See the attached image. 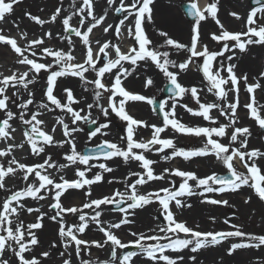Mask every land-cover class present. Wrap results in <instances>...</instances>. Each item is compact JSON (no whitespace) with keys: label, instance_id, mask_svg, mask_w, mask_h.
Segmentation results:
<instances>
[{"label":"snow or ice","instance_id":"obj_1","mask_svg":"<svg viewBox=\"0 0 264 264\" xmlns=\"http://www.w3.org/2000/svg\"><path fill=\"white\" fill-rule=\"evenodd\" d=\"M20 2L21 0H0V20H3L6 14H11L14 10L13 6ZM217 3L218 0L209 4L205 10H201L194 0L188 3L186 14L194 21L191 27L190 46L174 40L164 31H159V36L164 38L163 43L159 46L150 47L153 42L146 35L143 25L145 21L152 22V5L154 4V0H130L128 3H126V0H119V6H116V0H107L108 6L112 7L115 13L124 15L118 24L115 26L109 24L103 31L107 33L109 29L114 27L116 34L119 36L122 35L121 26H124L127 29V35L132 37L138 45V47H130L127 52H122L119 46L111 42L101 43L100 41H97L98 50L93 49L90 34L105 19L104 15L97 17L94 14L93 0H81L79 5L76 4V0H73L75 11L62 20L64 35L60 38L67 41V50L45 47L43 37L32 39L25 46L21 47L16 39L0 35V43L10 45L18 57L17 63L26 68L25 71H13L11 75L0 78V112L4 114V118L0 119V140L7 141L14 138L12 134L16 132V129L12 127L11 121L18 119L26 126L23 136L25 142L30 146L32 154L39 156L45 151L46 145H55L61 148L65 145L69 146V152L64 156V159L68 162L67 164L57 166L52 162L51 156H49L43 163L31 166L18 162L14 157L7 161L8 167L6 169L0 165V189L7 190L5 177H15L18 172L23 173L22 178L25 182L29 181L30 176H34L31 183H26L23 189L12 192L0 202V257H3L5 251L11 249L19 264H41L39 259L25 258V253L31 251L30 245L38 244V239L32 230L42 227L41 221L47 214L40 212L39 208H28L27 211L29 213L36 211L40 212V215L37 217L36 222L25 226L22 221H19L18 210H23L24 208V205L21 203L24 197H31L36 200L45 199L44 195H38L42 190L49 193V198L53 201L49 205V208L54 211V215L50 219L60 225L58 234L65 250L74 245L75 253L79 256L82 251L81 246L90 245L89 242L79 239L78 234H83L90 224H95L98 230L103 233L105 239L102 243L92 241L91 244L97 248H103L105 245H110L111 247V258L106 264H114L117 261L118 264H134L133 257L140 255L144 256L151 264H183L185 258L182 255L172 257L167 253H179L185 249H190L192 253H197L202 248L220 244L222 240L229 237L241 238L244 241L232 244L228 250L229 255L236 249L264 246V235L245 233L236 225H230L234 230L226 232H201L195 230L188 227L186 222L177 221L170 209V204L173 201L177 208L190 207V205H184L180 198L192 195L204 197L202 202L227 205V200L210 199L205 194L236 191L242 186H249L254 189L259 199L264 201V186L261 185V182L264 181V175L260 174V169L257 167L254 159L264 157V152L258 149L247 151V137L250 131L247 127H235L239 105V85L240 81L243 80L245 90L251 97L244 107L249 110L250 118L261 129H264V115L261 114V106L256 103L255 96L251 95L256 89L261 88L262 85L260 83L249 84L246 74L238 77L234 71L236 68L235 64L229 63L225 68L223 61H220L219 68L213 67V62L218 57H223L226 52H232L233 49H239L241 52H244L249 45H264V25H259L256 19L258 13L260 14V18L264 19V0H253V3L257 7L252 8L247 14L246 31L232 33L223 30L220 34H212L211 39L218 44L223 42V46L218 51H211L206 45H199V26L206 19L205 11L219 24V20L216 19L218 11ZM60 13L61 9L57 8L51 16V21H56ZM28 15L30 19L38 24L43 25L46 23V21L38 17ZM231 15L237 19H241L237 13H231ZM73 16L79 17L78 24L80 27H75L71 24ZM130 17L134 18L133 25H126L125 22ZM86 21H89L87 29L82 31ZM23 35L26 37V34ZM45 36L51 39L52 33H45ZM72 37L80 38V42L86 49L82 62H76L77 58L72 51L75 46ZM230 42H234L231 44V47L229 46ZM169 47L174 48L178 52L182 51L186 53L187 58L181 63H176V61L169 58L170 54L168 51L160 50ZM46 57L52 58L51 63L41 62ZM195 58H203V63L198 67V70L202 72L203 78L208 82V92L215 95L221 101H226L230 92L236 93V102L224 104L202 103L199 97V90L196 87L187 88L178 82L179 73L171 71L170 68L179 69V72H185L190 64L196 63ZM233 58V55L227 56L228 61H232ZM98 61H102V66L98 65ZM141 61H151L163 74L170 85L167 91L171 94L170 98L172 99V104L167 110L166 102L160 103L159 109L163 117V126L151 125L150 127H152L153 132L151 139L147 141L134 139L137 128L148 125L144 121L137 120L129 115L126 112L125 104L128 101H146L151 105L155 101L153 98L145 97L141 94L130 93L123 87V78H127L131 74L124 64L129 63L133 70H135L138 62ZM53 65L58 66L59 70H54ZM114 69L116 70L114 78L111 79L110 84H106L104 82L106 77H112ZM42 70L47 74L46 85L42 90L46 102L42 101L38 105V109L50 110V102L55 108L62 110L65 115L71 117L72 125H77L80 121L89 125H96L97 120L91 117L90 112L82 115V110L78 111L72 107L74 103H78L79 101L74 97L71 89H64L67 94L66 103L54 95V88L58 84V78L65 76L77 77L83 84L92 86L95 103H89L87 105L88 109L96 107L104 117H108L111 112L121 121L126 122V137L121 138L126 140V148L104 140L95 146L94 153L83 155L76 150L74 140V133L82 131V129L80 127H70L68 123H65L63 117L57 118V124L62 127L65 139L55 141L53 135L56 131L55 127L52 129L53 134L45 131L42 127L45 121L38 118L42 113L39 110L32 112L29 108L35 99L34 93L29 86L37 83ZM222 70L227 72V78L221 75ZM90 72L95 74L91 80L86 76ZM261 77H264V72L261 73ZM229 83L231 84V88L226 87ZM152 84L153 80L149 77L146 80L145 87ZM9 88L16 89L12 92L11 96L7 94ZM21 88L27 92V98L17 103V99L21 96ZM105 94H107V107L100 103ZM188 94L195 100L199 108L193 109L187 105L180 106L184 107L191 115L202 117L203 120L216 124L217 121L210 115V112L213 109H217L219 114L228 120V123L220 124L218 127H190L180 123L175 116V109L178 104L176 98L182 99ZM10 103L20 109L19 113L13 112L9 108ZM26 113L30 114V118H26ZM169 126L177 133L204 137L206 138V142L203 147L195 150L178 148L172 139H165L160 136ZM107 128H109V122L99 123L95 130L90 132L88 139L91 140L98 134L107 135L104 131ZM229 128L233 130L231 131L228 145L213 138L226 137ZM237 141H239V147H231ZM17 147L23 148L24 143L8 145L6 149L0 150V157L7 158L12 154V149ZM230 148L231 152H229ZM165 149L172 150L170 155L161 157L165 161L171 160L174 157H182L184 160H189L192 157H203L212 154L227 168V174L218 175L212 173L201 178L191 171L167 168L162 173L156 174L153 168L156 161L149 159L145 153L153 151L161 153ZM114 157L122 158L125 164L129 161L139 162V167L143 171L129 173L130 177L137 178L134 182L126 185L124 192L115 191L111 195L102 198L90 199L80 207L73 206L66 208L63 206L61 197L67 190H79L85 186L90 187L103 181V173L113 171L106 163L92 164L90 161L100 160L101 158L107 161ZM234 158H238L243 163L244 167L248 170V175L235 170L232 164ZM249 161H251V164H249ZM76 164L84 165L85 167L83 170L79 168L76 170L77 179L73 181H68L63 176H60V182H57L47 172V169L60 171L69 165ZM93 168H99L101 171L95 173L92 178H87L86 173L91 172ZM166 175L180 178L178 189L175 187H163L147 194L138 193V186L146 185L150 181L165 180ZM189 181L195 182V189H201V191L196 192ZM112 182L109 181V183ZM170 183L174 185L175 181L173 180ZM86 195L90 196V191ZM153 202H158L160 208L159 214L163 216L165 223L158 225V231L153 230L154 234L148 235L132 232L131 235L135 239L128 241V243L122 242L114 234L113 230L119 229L122 225L133 223L129 217L135 215V210ZM108 205H115L116 210L122 214V218L105 228L101 216L104 211L108 210ZM84 209H90L91 213L85 212ZM66 213L78 215L79 223L66 224L63 219ZM13 217H16L15 221ZM224 223L228 224L229 221L226 219ZM181 233L184 234L183 238L180 236ZM28 237L30 239H27ZM129 246L135 247L137 251H125L118 256L117 249L124 250L129 248ZM42 255L47 257L49 253L44 252ZM63 255L64 253H61V256ZM188 259L195 264L197 258L193 255L188 257ZM0 264H10V261L0 258ZM63 264H70V260L65 259ZM81 264H88V261H81Z\"/></svg>","mask_w":264,"mask_h":264},{"label":"rangeland","instance_id":"obj_2","mask_svg":"<svg viewBox=\"0 0 264 264\" xmlns=\"http://www.w3.org/2000/svg\"><path fill=\"white\" fill-rule=\"evenodd\" d=\"M48 4H50L48 1L50 0H44ZM98 1V3H97ZM252 0H246V3L244 4L245 9V17L241 19L240 22H233V18H224L221 19L217 16L216 13V19L219 20V24L216 23V20H214L210 15H208L207 11H205L206 19L201 22L199 26V45L204 46L206 45L209 50L211 51H218L222 48L223 42H220L219 44L216 41H213L211 39L212 34H220L223 30H227L232 33H238L246 31V18L249 11L254 8L250 5ZM79 4L81 0L78 1ZM130 2V0H126V3ZM192 0H173V9L175 8L177 15L179 17L178 21L176 22H156V18L158 16V9L156 8L155 3L152 5L153 8V14H152V22L149 23L145 21L143 27L145 29L146 35L149 37V39L152 40L153 44L150 45V47L153 46H159L163 43V41L157 40L156 34L159 33V31L169 33L171 38H175L176 41L183 43L185 45L190 46L191 42V27L194 23H188L186 19L184 18L181 10L180 5L184 3H190ZM213 2H217V0H207V6ZM222 0H218L217 7L221 6ZM78 4V5H79ZM155 5V7H154ZM93 6H94V14L99 17L101 15H104L107 20H109V23L115 26L119 23V20L123 18L124 14H117L115 13L114 9L107 4V0H93ZM116 6H119V0H116ZM70 11H75L73 8V3L71 6ZM106 14V15H105ZM79 17L75 16L71 24L75 27H80L78 24ZM259 25H264V19L260 18V14H257L256 17ZM134 18H129L128 21L125 22L126 25H133ZM104 22L100 26H103ZM109 25V24H108ZM222 25V27H221ZM56 30L62 35H64L63 32V24L62 22H57L56 25H54ZM122 27V35H117L115 32L114 27L112 29H109L108 31V37L111 40L110 42L112 44H115L121 48L122 52H127L124 49L125 44H129L130 47H138L134 39L127 35V29L124 26ZM103 38H100L99 41L101 43L107 42L108 40L105 39V36H102ZM113 37V38H112ZM73 40L77 39V37H72ZM234 42H230L229 46L231 47V44ZM94 49V48H93ZM259 53V57H254L255 51ZM161 51H168L170 56L169 58L176 61V63H181L187 58V54L176 51L174 48H163L160 49ZM255 50V51H254ZM228 55H233L234 58L232 61L227 60ZM196 63L190 64L188 69L185 72H179V69L170 68L171 71L178 72V82L187 88L196 87L199 90V97L202 103H232L236 100V93L230 92L226 101L218 100L215 95L208 92V82L203 78V74L200 70H198V67L202 65L203 58H195ZM79 60V59H78ZM76 62H79V61ZM52 58L46 57L44 63H51ZM223 61L225 68L229 63L235 64L236 68L234 69L236 75L238 77H241L243 75H247L248 83H260L262 85L261 88L264 89V77H261V73L264 72V45H249L247 46V50L244 52H241L239 49H233L232 52H226L223 57H218L216 61L213 62L214 68H219L220 64L219 62ZM253 61V62H252ZM43 62V61H41ZM251 63L256 65L253 70H251ZM98 65L102 66V61H98ZM124 66L129 69L131 74L127 76V78H123V87L129 91L130 93H137L141 94L145 97L158 99L161 97L162 89L164 84H166L168 81L163 76V74L155 67V65L151 61H141L138 62V65L136 66L135 70H133L132 66L129 63H125ZM193 67V71H191V78H188L186 76V72L190 70V67ZM54 70H59L58 66L53 65ZM115 69L113 70V76L112 77H106L105 83L110 84L111 79L114 78ZM221 75L225 78H227V72L222 70ZM46 76L47 74L42 70V72L39 74L37 83H39V80L42 82H46ZM87 78L89 80L93 79L95 74L94 73H87ZM77 80L78 87L81 88V98L78 100V103H74L72 107L75 110L81 111L82 115H86L89 112L91 113V117L93 119L97 120L96 127L101 122H109V128L105 129L104 131L107 133V135H97L96 137H93L91 140L88 139L89 133L87 132L88 124L80 121L77 123L76 127H80L82 131L76 132L78 135V141H77V147L76 150L81 153L82 149L84 147H95L97 144L101 143L104 140L116 143L118 146L122 148H126V140L121 139L122 137H126V122L121 121L118 117L115 116V114H112L110 112V115L108 117H104L98 108L93 107L92 109H88L87 105L89 103H95L94 97H93V89L91 85H85L83 84L79 78L77 77H71ZM151 78L153 80V84L145 87L146 80L148 78ZM251 77V78H250ZM60 78H58L59 81ZM227 88H231V84L226 86ZM32 88V86H30ZM12 89L9 88L10 93H7L9 96L12 95ZM262 89L259 91L261 92ZM201 92V93H200ZM34 96L42 98V95L38 92L37 89L33 90ZM244 95V97L242 96ZM107 94L101 99L100 103H102L105 107H107V100H106ZM256 97V103L261 106V114L264 115V92L263 95L260 96V99L257 100ZM88 98V99H86ZM238 98L242 99L243 102H247V93L245 90V85L243 83V80L240 81L239 85V94ZM22 99H25L24 96H20L17 99V103H19ZM119 99V98H118ZM178 100L177 107L175 109V116L180 117L181 120L176 119L187 126L190 127H218L220 124H227L228 120L221 116L219 114V111L217 109H213L210 112V115L217 121L216 124H212L209 121H204V124H194L190 123L187 120L184 121L186 118L185 108L181 107L180 105H187L190 108L198 109L199 106L196 104L195 100H193L190 96V94L185 95L182 99L177 97ZM87 100V101H86ZM67 102V101H62ZM162 102H166V110L170 108L172 104V99H164ZM9 108L16 113H19L20 109H18L15 105L9 104ZM57 109V108H56ZM126 112L131 115L133 118L137 120L144 121L146 123L156 125V126H163V121H161L151 110L149 104L146 101H139L138 106H130L127 103L125 104ZM57 111H61L60 109H57ZM193 116V115H191ZM60 117H63L64 120H66V117L63 115H60ZM70 117V116H69ZM141 117V118H140ZM52 120L57 121V115H54L51 117ZM12 127L14 128H21L24 127V125L18 120L13 119L11 121ZM235 127H247L250 131V134L247 137L248 144H247V151H251L253 149H258L261 152H264V133H261L259 131L258 124L250 118L246 120L245 124L236 123ZM144 128V129H143ZM171 126H169L165 132L161 133L160 135L164 133L174 132V130H171ZM233 129L229 128L227 130V136L226 137H213L214 139L219 140L221 143L228 145L230 142V135L231 131ZM172 131V132H171ZM150 133L144 126L138 127L136 130V134L134 136V139L136 140H148V135ZM152 134V133H151ZM243 139V138H241ZM206 142V138L204 137H195L192 135H184L182 136L181 133H178V136L174 137V143L178 148H184L185 150H189V146H192L195 149L203 147L204 143ZM22 143H24V150L29 155L28 161L25 162L26 165H30L31 158L34 156L31 152L30 146L25 142L24 136H22ZM157 147H159L157 145ZM231 147H239V141H237L235 144L231 145ZM194 149V150H195ZM229 152H231V148L229 149ZM58 156V150L55 151V154L52 158V162L56 164V160L59 158ZM202 161H197L193 167H190L188 164H183L180 166V163L185 162L182 157H178L177 161L179 164V169L184 171H191L194 172L198 177H206L208 175H211L212 173H216L218 175H222L224 173H227V168L216 159V157L212 154H209L207 156H203L200 158ZM247 159V157H246ZM259 159L264 160V157H259ZM162 160L161 158L159 161ZM234 160V159H233ZM258 159L255 160V163L257 164ZM92 164H98V163H106L108 167L112 168V172H117L118 176H108L104 179V181L109 185L110 190L112 189L114 192L116 190L122 189L123 191L126 190V185L134 182L137 177H130L129 173L131 172H142L143 169L139 167V162L136 161H129L127 164L124 163L123 159L120 157H114L110 160H92L90 161ZM240 166L235 164L232 161L233 167L237 172L244 173L245 175H248V170L244 167L243 163L240 161ZM249 164H251V161H249ZM259 164V163H258ZM257 164V167H258ZM84 165H69L68 170L70 171L71 168L76 172V170L79 168L81 170L84 169ZM159 168V169H156ZM155 173L160 174L165 169L164 167H156ZM259 168V167H258ZM96 170H100L99 168H93ZM118 171H115V170ZM101 171V170H100ZM98 171V172H100ZM94 174L86 173L87 178H92ZM123 176V177H122ZM19 180V187L18 189L21 190L26 186V183L23 180V173L18 172L15 176ZM30 179V178H29ZM175 181V184H171V181ZM109 181H113L112 183H109ZM180 183V179L177 177H171L166 175L165 180L158 181L157 187H151L149 186V183L146 185L138 186V193L139 194H147L148 192H154L157 191L160 188L163 187H175L178 189ZM189 183L193 186V189L196 192L201 191V189H195V182L189 181ZM251 183V181H250ZM261 185L264 186V181L261 182ZM89 187V186H87ZM89 190L86 191L88 193ZM1 193V192H0ZM91 193V191H90ZM111 195V194H108ZM107 195V196H108ZM210 199H216V200H227L228 204H211L207 202H202L204 200V197L200 195H192V196H184L180 199L182 200V203L185 205L186 199H191L190 207L184 206L181 208H177L175 205V202L173 201L174 205L171 208V211L174 213L176 211H180L183 215L188 216L185 221L189 224L188 227L193 228L195 230H199L201 232H226V231H233L234 229L230 227V225H236L240 228L241 231L249 234L254 235H264V201H261L259 197L256 195L254 189H252L249 186H242L240 189L236 191H227L225 193H206L205 194ZM6 196L2 195L0 198V202L4 200ZM50 201H52L50 199ZM53 202V201H52ZM61 203L64 207L67 208V206L63 203L62 197H61ZM153 210H154V216H151V220L147 222L148 228L146 231L139 228V226H135L130 228L128 231L120 234L119 229H114V234L124 243H128V241L134 240L135 237L131 235L132 232L136 233H144L149 235V230L154 227L158 228V225H162L165 223L163 216H161L160 208L158 205V202H153ZM24 205V204H23ZM25 208V206H24ZM107 213L110 215V224L114 222H118L122 218V214L118 211L112 210V205L107 206ZM50 215H54V211L50 209ZM135 212V221H138V213ZM214 218V219H213ZM59 219V218H58ZM66 224H78V215L73 214H64L63 217ZM103 217H101V220L103 221ZM183 218H179L177 221H181ZM228 220L229 223L225 224L224 221ZM16 220V219H15ZM14 220V221H15ZM19 221H22L25 226H27L30 223L36 222H29L26 220L25 217H19ZM109 224V225H110ZM93 226H96L95 224H90ZM139 225V224H138ZM105 226V225H103ZM37 239L38 244H45L47 250H41L42 254L44 252H48V260H42V257L39 255L41 252H36L34 247L36 245H30L31 251L25 253V258L32 259L36 258L41 261V264H57V257L53 256V251L51 250V246L48 243L49 239L46 237V231L43 229H33L32 230ZM181 236L183 233L180 234ZM183 237V236H182ZM27 239H30L28 237ZM105 239V238H104ZM100 240L99 242H103V240ZM84 241H87V239H84ZM94 240H88L89 245L93 246V250H90V246H84L82 245V251L79 256L75 253V247H71V253L69 254V251L67 250L66 258L68 257V254L70 255V264H81V261H85L86 258L90 255V252L92 251L91 255L94 258H97V256H100L101 252H107L108 253V261L111 258V247L110 245H105L103 248H97L95 245L91 244V242ZM241 238L237 237H229L225 239L223 242L217 245H210L207 247L202 248L197 253L201 252L200 254L192 253L190 249H186L187 259L190 256L195 255L196 256V264H264V246H260L259 248L254 247H245L234 250V252L229 255L228 250L230 249L231 245L234 243H241ZM132 247V246H129ZM129 251L128 249L120 250L117 249L118 256L122 254V252ZM132 251H137L135 247H132ZM89 254V255H88ZM197 254V255H196ZM144 256H136L133 257L134 264H151L144 262L143 259ZM3 259H7L10 261V264H19L18 259L14 256L13 251L11 249H8L4 252L3 257H0ZM100 259V258H99ZM98 259V260H99ZM108 261H105L108 262ZM190 262L193 264V262L190 260ZM91 264H99L95 261ZM114 264H118L117 262H114Z\"/></svg>","mask_w":264,"mask_h":264},{"label":"bare ground","instance_id":"obj_3","mask_svg":"<svg viewBox=\"0 0 264 264\" xmlns=\"http://www.w3.org/2000/svg\"><path fill=\"white\" fill-rule=\"evenodd\" d=\"M78 1L79 0H76L77 5L79 4ZM172 1L173 0H154L156 8L158 9V16L155 20L156 22H176V21H178L179 17L177 15L175 8L173 9ZM48 2L50 4H48L44 0H21L20 3L15 4L13 6V9H14L13 12L11 14H6L5 18L3 20H0V35H4L6 37L16 39L17 43L21 47L25 46L27 44V42L32 40V39L43 37L45 40V44H44L45 47H50L53 49H65V50H67V48H66L67 41L62 40L60 38L62 36V34H61V32L59 33L56 30L54 25H56L57 22H62V20L67 15L72 13V11H70V9H71L73 0H50ZM194 2L197 4V6L201 10H205L207 8V0H194ZM97 3H98V1H97ZM245 3H246V0H222L221 6L218 9L217 16L221 19L233 18V22H240L241 19H243L245 17V13H244V9H245L244 4ZM155 5H154V7H155ZM57 8L61 9V13L57 17L56 21L52 22L51 16L55 13ZM231 13L239 14L241 19H237L235 16L231 15ZM28 14H30L32 17H38L39 19L46 21V23H44L43 25L38 24L34 20L30 19ZM74 17L75 16H73V18ZM88 22L89 21L85 22V26L82 28V31L87 29ZM103 22H104L103 26L98 25L96 28L93 29V32L90 34V40H91V44H92V47L94 48V50H98L97 41H99L100 38H103L102 37L103 35L105 36V39L108 40L107 42L111 41L108 37V32L105 33L103 31V29L105 27H107L108 24H110L109 20H107V18H105ZM163 29H162V31H163ZM48 32L52 33L51 39H49L47 36H45V33H48ZM165 32L167 33L166 30H165ZM23 34H26V37ZM168 36H170L169 33H168ZM156 37H157V40H159V41L164 40L163 37L159 36V33L156 34ZM174 40H175V38H174ZM73 41H74V45H75L73 50H72L73 54L76 56L77 60L79 59L78 60L79 62H82L86 49L84 48V46L80 42V38L77 37V39H75ZM129 47H130V45L128 43L125 44V46H124L126 51L129 49ZM254 55H255L254 56L255 58L259 57L258 49H257V52L255 51ZM17 59H18V57H17L16 53L11 49L10 45H5L4 43H0V74H2V75H0V78H2V76L11 75L13 71L19 70L20 72H22V71L26 70L25 66H21L17 63ZM45 59L43 60V62L45 61ZM255 67H257V66L256 65L254 66V64L251 63V70H253ZM193 70L194 69L191 66L190 70L186 72V76L188 78L192 77L190 72ZM77 83H78L77 80L70 78L68 76L61 77L58 81L57 86L54 88V95H56L57 98H60L62 101H66V95L67 94L64 91V89L68 88V89H71L73 91L74 97L77 100H79L81 98L80 94H81L82 90L80 87H78ZM249 84H254V83L249 82ZM45 85H46V82H42L41 80H39V83H36L35 85H31L32 88H30V89L32 91L34 89H37L38 92L42 95V98L34 96L35 97L34 103L32 105H30L29 108L32 112L39 110L42 113L38 118L45 121V124L42 125L44 130L49 132L50 134H53L52 129L55 127L56 131L53 134L54 139H55V141H61V140L65 139V137L63 136V129L61 126H59L57 124V121L52 120L51 117L54 115H57V118H58V117H60V115H63L64 117H66V120H64L65 123H68L70 127H76V125L71 124V117L65 115V113L62 110L58 112L57 109L55 108V106L51 105L50 102H49V109L50 110L38 109V105L42 101L46 102V98L43 96V92H42V90L45 88ZM261 89H262V91L259 92ZM15 90L16 89H12V91H15ZM263 92H264L263 88H258L251 95H254V96L257 95V100H259L260 96L263 95ZM7 93H10V90H8ZM20 93H21V96L25 95V98H27V92L23 88L20 89ZM242 96L244 97V95H242ZM250 98L251 97H250L249 93H247V102H243V100L239 98V105H238V109H237V123L245 124L246 120L249 118V110L246 109L244 107V105L250 101ZM86 99H88V98H86ZM255 100H256V97H255ZM234 102H236V100ZM126 103L130 106H138L139 101H128ZM3 118H4V114H3V112H0V119H3ZM26 118H30V114L26 113ZM185 119L188 122L194 123V124H196V123L197 124H204V121H205V120H203L202 117L191 116V114L188 115ZM145 124L148 125V126H144V127L150 133L148 135V137H149V139H151V136H152L151 133L153 132V129L150 126L152 124H149L146 122H145ZM25 127L26 126L21 127V128H15L16 132L12 134L14 137L13 139H9L7 141L0 140V150L6 149L7 146L10 144H16V145L21 144L22 143V136H23V132L25 130ZM160 136H161V138L172 139L174 142L175 134L173 132H172V134L170 132L164 133ZM74 140H75V144L77 147L78 135L76 133H74ZM194 149L195 148H191V150H194ZM57 150H58V156L57 157H59V158L56 160L57 161L56 165L59 166L61 164H67L68 162L64 159V156L66 153L69 152V146L68 145H65L63 148L57 147L55 145H46L45 151L43 153H41L39 156H36V155L32 156V158L30 159L31 163H29L30 165H28V166L43 163V161L46 158H48L49 156L53 157L55 154V151H57ZM171 151H172L171 149H165L161 153H156L153 151V152L145 153V155L149 159L156 161V163L153 165V168L164 167L167 169H179L178 168L179 164H178V162H176L178 157H174L171 160H167V161H165L163 159L159 161V159L162 156L170 155ZM13 157L18 162L24 163V164L29 159V155L25 152L24 147L23 148L17 147V148L12 149V154L10 156H8L7 158L0 157V165H2L6 169L8 167L7 161L11 160ZM200 158L201 157H192L191 159L186 160L183 163H180V166H182L183 164H188L190 167H193L197 161H202ZM254 159L255 160L258 159L257 164L259 163L258 167L260 169V174L264 175V160L259 159V157L254 158ZM234 163L239 164L240 161L235 158ZM13 167H15V165H13ZM68 167H66L60 171H56L55 169H47V172H48V174L53 176L57 182H60V176H63L68 181L76 180L77 179V176L75 174L76 172L72 168L69 171ZM156 169H159V168H156ZM98 171H100V170L92 169L91 172H88V173L89 174H95ZM115 171H118V170H115ZM108 176H114V177L116 176L117 177L118 173L117 172L103 173V181L102 182L91 185L90 187L85 186L83 189H79V190H77V189L67 190L62 195L63 203L67 207H73V206L80 207L90 199H98V198H102L104 196H107L108 194H112L114 191L112 189L110 190L109 185H107V183L104 181V179ZM33 179H34V176H30V179H29V181H27V183H31L33 181ZM178 179H180V178H178ZM157 183H158V181H150L149 186L156 188ZM5 184H6L7 190L0 189V192H1L0 198L2 197V195L7 197L12 192L19 190L18 189L19 180L17 177H12V176L5 177ZM87 190L91 191L90 196L86 195ZM116 191L124 192L122 189H119ZM38 195H44L45 199L36 200V199L31 198V197L22 198L21 203L24 204L25 208H23V210H18L19 211V217H25L27 221L33 222V221L37 220V217L40 215V212L47 214L46 216H44V218L41 221L42 227L40 229L41 230L44 229L46 231V237L49 239L48 243L52 247L51 250L53 251L52 252L53 256H56L58 258L57 264H63V261L65 259L70 260L69 254L71 253L70 252L71 247H73V246H70L67 249L69 251V254H68V257L66 258L65 256L67 254V252H66L67 250H65L63 243L61 242L59 234H58L60 225H59V223L50 219L51 215L49 213L50 212L49 205L52 203V201H50L49 193L44 192L42 190L41 193H39ZM189 204H191V199H186L185 205H189ZM173 205H174V203L172 202L170 204V209L173 207ZM151 207L153 208V204L146 205L142 208H137L135 210V212L138 213V217H137L138 221H135L136 215L130 216L129 219H131L133 221V223L127 224V225H122L120 227L119 233L122 234V233L128 231L130 228L135 227V226H139V228L146 231V229L148 228L147 222H149L151 220V216H154V213H155ZM28 208H33V209L39 208L40 212L33 211V212L29 213L27 211ZM84 211L91 213L90 209H84ZM101 217L104 218L103 219V225H105L104 227L107 228L110 224V218H111L110 215L107 213V211H104L102 213ZM174 217L176 220H178L179 218H183V219H181V222H186L187 226H189L187 221H185V219H187L188 216L183 215L180 211H176ZM13 219L15 220L16 217H13ZM153 230L158 231V228L155 227V229H154V227H152L149 230V235L154 234ZM182 236H184V234ZM182 236H181V238H183ZM78 238L82 239V240L87 239V242H88V240L89 241L90 240L100 241V240L104 239L105 237L103 236V233H101L98 230L97 226L89 225V227L85 230V232L83 234H78ZM46 245H47V243H45L44 245L43 244L36 245L34 247L36 252H41V253H39V255L42 257V260H48V256L45 257L42 255V251L47 250V249H44V248H46ZM91 248H93V246H90V250H93ZM186 252L187 251L185 249L179 253L168 252L167 254L172 256V257H175L177 255H182L185 258L183 261V264H192L190 262V260L187 259ZM61 253H64V255L61 256ZM91 253H92V251L90 252V255L88 254L89 256L85 260V261H88V264L93 263V261H95L99 264H106L105 261H108V253L107 252H101L100 253L101 255L97 256V258L92 257ZM200 253L201 252H199L197 254H200ZM142 260L146 263H150V261L146 260L144 257Z\"/></svg>","mask_w":264,"mask_h":264},{"label":"water","instance_id":"obj_4","mask_svg":"<svg viewBox=\"0 0 264 264\" xmlns=\"http://www.w3.org/2000/svg\"><path fill=\"white\" fill-rule=\"evenodd\" d=\"M252 4H253V5H256V4H254L253 2H252ZM187 6H188V5L182 6V10H183V12L185 13L186 18H187L189 21H193L192 18L189 17V16L186 14ZM169 86H170V85H167L166 88H168ZM167 92H168V91L166 90V93H167ZM153 107H154V109H155L157 112H160V109H159V103H158V102H156V104H154ZM90 131H92V129H90ZM94 152H95V150H88V149H85V150H84V155H90V154H92V153H94Z\"/></svg>","mask_w":264,"mask_h":264}]
</instances>
